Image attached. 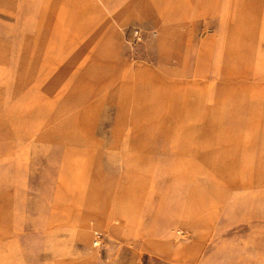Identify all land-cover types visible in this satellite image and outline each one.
<instances>
[{"label": "rangeland", "instance_id": "obj_1", "mask_svg": "<svg viewBox=\"0 0 264 264\" xmlns=\"http://www.w3.org/2000/svg\"><path fill=\"white\" fill-rule=\"evenodd\" d=\"M0 264H264V0H0Z\"/></svg>", "mask_w": 264, "mask_h": 264}, {"label": "crops", "instance_id": "obj_2", "mask_svg": "<svg viewBox=\"0 0 264 264\" xmlns=\"http://www.w3.org/2000/svg\"><path fill=\"white\" fill-rule=\"evenodd\" d=\"M17 174L19 177V173ZM25 181H26L25 179L23 180V182H19V183L18 181H15L14 187L12 188V192H10V197L8 198V201L10 203V216L11 217L15 216V214L17 213V210L21 211L22 208L29 205L28 185Z\"/></svg>", "mask_w": 264, "mask_h": 264}]
</instances>
